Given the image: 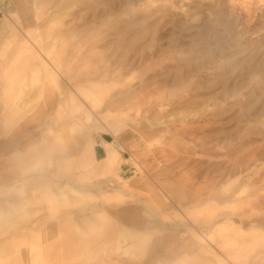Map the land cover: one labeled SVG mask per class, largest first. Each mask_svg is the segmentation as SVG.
I'll return each instance as SVG.
<instances>
[{
	"label": "rangeland",
	"instance_id": "obj_1",
	"mask_svg": "<svg viewBox=\"0 0 264 264\" xmlns=\"http://www.w3.org/2000/svg\"><path fill=\"white\" fill-rule=\"evenodd\" d=\"M1 105L0 264H264V0H0Z\"/></svg>",
	"mask_w": 264,
	"mask_h": 264
},
{
	"label": "crops",
	"instance_id": "obj_2",
	"mask_svg": "<svg viewBox=\"0 0 264 264\" xmlns=\"http://www.w3.org/2000/svg\"><path fill=\"white\" fill-rule=\"evenodd\" d=\"M47 55V54H46ZM48 55L45 56L43 52L40 49H37L36 51H32L30 49V57L28 60H31V76L32 81L34 82H45V84H48V68L46 67L47 64L44 62L48 61ZM5 107L4 105H1L0 113L2 114ZM44 130H47V126H44ZM116 144L115 139L108 136H99L96 139V145L94 148V157L96 160H106L108 164L112 163L114 157L108 156V147L114 146ZM110 159V160H109ZM132 169V166L130 162L128 161V158L125 156V153H120V163L118 166V173L119 176L122 178L125 177Z\"/></svg>",
	"mask_w": 264,
	"mask_h": 264
},
{
	"label": "bare ground",
	"instance_id": "obj_3",
	"mask_svg": "<svg viewBox=\"0 0 264 264\" xmlns=\"http://www.w3.org/2000/svg\"><path fill=\"white\" fill-rule=\"evenodd\" d=\"M50 54H49V57H50V59L51 60H55L54 59V57L51 55V51L49 52ZM54 63H56L57 64V68L59 69V70H61V67H60V65L57 63V62H55V61H53ZM48 73V72H47ZM64 124H65V122H64ZM263 228V227H262Z\"/></svg>",
	"mask_w": 264,
	"mask_h": 264
}]
</instances>
